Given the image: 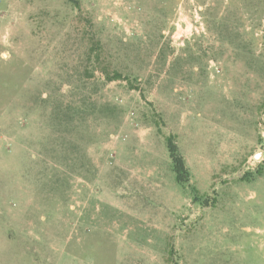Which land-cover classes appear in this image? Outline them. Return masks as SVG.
Returning <instances> with one entry per match:
<instances>
[{"label":"rangeland","instance_id":"rangeland-1","mask_svg":"<svg viewBox=\"0 0 264 264\" xmlns=\"http://www.w3.org/2000/svg\"><path fill=\"white\" fill-rule=\"evenodd\" d=\"M0 264H264V0H0Z\"/></svg>","mask_w":264,"mask_h":264},{"label":"trees","instance_id":"trees-1","mask_svg":"<svg viewBox=\"0 0 264 264\" xmlns=\"http://www.w3.org/2000/svg\"><path fill=\"white\" fill-rule=\"evenodd\" d=\"M167 148L173 161L174 172L176 173L177 181L181 184L186 183L189 178V172L186 167L184 158L180 154L177 145L171 138L167 140Z\"/></svg>","mask_w":264,"mask_h":264}]
</instances>
